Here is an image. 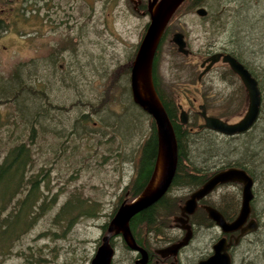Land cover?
<instances>
[{"label":"rangeland","instance_id":"374dc122","mask_svg":"<svg viewBox=\"0 0 264 264\" xmlns=\"http://www.w3.org/2000/svg\"><path fill=\"white\" fill-rule=\"evenodd\" d=\"M32 1L17 4L20 7ZM68 2L73 5L71 13L85 26L80 39L68 42L69 53L54 61L46 57L50 38L45 34L36 38L31 30L35 26L32 10L20 8L14 14L16 3L0 2L3 8L14 6L9 15L7 10L8 17L0 32L2 85L7 84L9 76L18 73L30 89L18 93L17 103L6 100L0 103L5 123L0 134L8 138V133L14 131L27 139L29 124H19L25 127L19 131L11 116L18 114L17 109L24 115L21 122L35 116L31 169L37 173L42 167L39 190L46 200L52 199L21 235L16 248L20 252L3 256L0 264H88L102 232L100 225L124 196L127 200L131 197L127 186L133 170L131 160L141 139L139 132L144 131L147 122L133 108L125 91L129 88L128 64L147 16L131 14L128 0ZM204 4L213 22L212 18H200L187 5L174 14L169 30L184 33L190 52L187 55L177 52L169 40V31L159 48L156 73L163 90L170 91L182 108L197 109L196 102L203 99L209 113L233 121L246 107L245 96L239 97L238 93L237 98L233 93L240 90L243 95L244 90L237 88L236 80L222 63H216L203 81L196 82L199 62L208 47L220 49L239 44L258 78L264 80V0H209ZM79 11L86 15H80ZM260 14L263 15L258 24L254 23ZM251 24L255 25L251 28ZM59 63L63 70L58 69ZM260 91L264 110V87ZM231 96L236 99L231 101ZM194 97L196 101L192 100ZM80 112L88 113L85 121L78 120ZM111 131L113 137L102 138V132ZM255 137L256 134L250 141L241 137L229 141L218 133H204L187 141V149L199 159L208 155L217 160L236 141L232 154L240 153L242 159L254 162L257 155H264V139L257 145ZM2 140L1 154L7 146ZM125 144L134 147L130 160L123 156L129 151L113 153L114 147ZM74 197L83 199V203ZM68 198L78 207L83 206L82 211L69 223L67 217L57 222L53 217Z\"/></svg>","mask_w":264,"mask_h":264},{"label":"flooded vegetation","instance_id":"af4514ba","mask_svg":"<svg viewBox=\"0 0 264 264\" xmlns=\"http://www.w3.org/2000/svg\"><path fill=\"white\" fill-rule=\"evenodd\" d=\"M4 1L5 4L7 3V5L16 3V5H14L15 8L13 9L14 14L18 9H22L21 11H23L24 9L30 8L32 10V22L35 23V26H33L31 30L34 36L36 38H42V36L45 34L48 39L50 38V41L48 42L50 45V52L46 56L48 57V59L54 61L60 56L63 57L70 51L68 42L76 41L81 37L82 27L85 26V24L83 22L79 23L77 18L71 13L70 9L73 7V5L68 2L69 0H33L34 2L32 1L30 4L29 2H27L22 5V3V6L20 7L18 6L17 2H26L27 0H0V2L2 3H4ZM128 2L131 14L137 13L143 17L147 16L148 21L149 0H128ZM14 6L12 5L6 8L0 7V32H2V29L5 26V19L8 17L9 12H12L11 8H13ZM199 7L204 8L203 14H198L196 12V8ZM7 10L8 15L6 13ZM192 10L204 20H209L210 18H212L210 10L206 8L204 3L195 5ZM79 12L80 15H86L85 12ZM171 18H173V14L167 22L168 26L169 22L172 21ZM211 21L213 22V18L211 19ZM167 24L165 25V27L167 26ZM169 31L172 33L176 30H169L168 28V31L163 34V29L159 40L160 45ZM182 34L185 40V46L187 47L186 38L184 37V33ZM173 46L175 47L174 43ZM212 52L229 51L226 50L225 47H221L220 49L208 47L205 57ZM204 58H202L200 62H202ZM200 62L199 72L202 71L204 66L207 64V61H204L203 66H200ZM216 63H222L226 65L228 71L227 73L232 76V79L236 80L237 88H242L244 90L238 76L228 67L226 63L222 62L220 59L213 62L207 69H205V71H202L199 77H197L199 73L198 72L196 75V82L203 81L205 76L209 73V71ZM58 69L63 70L61 63L58 64ZM226 93L231 94L230 91ZM238 93L239 97L245 96V91H243L242 95L240 90L239 92L238 90H235L233 96L238 98ZM233 96L230 97L231 101H234L236 99L233 98ZM192 100L196 101L195 97ZM200 103L204 105L206 114L215 115L208 112L207 102L203 99L196 102L197 109H185L186 121L189 116V111L194 110L197 115L195 124L188 126L189 134H193L198 129H209L215 133L225 136L229 139V141L237 139L238 137H241L242 140H249L253 138L254 134H256L255 143L257 145L264 139V110L261 108V100L258 114L255 117L254 121L246 129L230 134H224L207 127L198 126V124L203 121L202 117L198 113V105ZM175 104L177 106L178 113V102H175ZM215 116L220 117L219 115ZM145 118L146 119L144 120L147 122V124L144 128V131H142V133H140L141 135L138 136L141 138L139 143L146 136L145 130L147 129L149 132L150 129L148 122L150 121V119L152 120V118L149 114H147ZM222 119L227 120L225 118ZM111 137H113V134L107 135V133H105L103 134L102 138L107 139ZM236 145L237 142L232 141V145L227 147L228 149L225 148V150L229 151V154L226 152L222 159L219 158L215 160L214 157L208 155L201 159L197 157V163L199 165L195 170L192 168V165L187 166V164H184L185 168L187 169L185 170V173L187 175H194L197 177V183L195 187L189 188V186L186 184H180L171 188L170 181V184L166 188L165 192L160 197H158L157 200L140 209H144V218L140 217V212L136 214L140 210L129 217L128 227L130 233L135 243L139 247H141V249L145 253L143 262H135V260L141 258L142 251L140 249L128 247L123 241L120 233H112L108 238V243L112 247V255L109 264H202L203 262L200 261H203L208 256L215 253L214 244L216 245V242H218L220 239L221 241L217 243L216 253H218L220 259L221 257L224 258L225 264H264V155L262 154L261 157L257 155L254 162H248V160L242 159V154H232V152H234V150L236 149ZM133 149V145L125 144L124 147H114L113 153H115V155H118L119 152L129 151L128 153L126 152V154L123 156H126L125 158H129L130 160L132 158L130 150ZM194 158L196 159V157ZM136 159L137 156L135 154V156H133L131 160H134L133 170L129 177V183L127 184V186L131 185V182L136 176V172L134 169ZM230 167L244 170L251 178V195L248 198L247 202L248 209L247 212L241 216V218H237V216L242 208L243 184L242 182L235 179H228L226 181L217 183L211 188V190L195 200V206H193V209L191 211L182 210L183 203L192 190L200 186L213 172L219 169ZM205 171H208L209 174H206L207 176L201 181L200 177L203 176V172ZM127 190L125 191V193H127ZM139 191L137 193H139ZM137 193L134 196H136ZM182 194H184V196H182ZM134 196H131L128 200L124 196L119 201V203L122 201H129ZM118 204L116 205V207L118 206ZM205 206H210L221 214L224 220L223 228H221L220 225H218L212 218L207 215ZM116 207L114 208V210L116 209ZM110 217L111 216H109V218ZM109 218L104 222L106 224L104 229H101L102 232L97 239L98 241L96 243V246L101 241V236L105 232ZM184 236L188 237L183 244L179 245L175 249L173 247L169 249L167 248L171 246V244L182 240ZM216 259L215 262L218 261V259ZM217 263L220 264L219 261Z\"/></svg>","mask_w":264,"mask_h":264},{"label":"water","instance_id":"95a60500","mask_svg":"<svg viewBox=\"0 0 264 264\" xmlns=\"http://www.w3.org/2000/svg\"><path fill=\"white\" fill-rule=\"evenodd\" d=\"M183 0H149L148 2V21L144 27L143 33L137 42L136 49L129 65V90L132 101L137 104L143 111L149 114L153 120L156 131V154L151 174L142 189L129 201H122L118 204L113 214L109 218L105 232L101 236L100 243L95 247L88 264H109L112 247L108 243V238L112 233H120L125 244L130 248L140 249L142 251L141 258L135 262H143L145 253L139 247L128 227L129 217L138 210L148 206L158 199L166 190L173 177L177 163V142L173 132L172 125L166 115L161 101L155 91L152 81V61L162 31L168 20ZM198 14L204 13V8H196ZM170 41L175 44L176 50L182 54L189 53V49L185 46V40L182 32L176 30L171 33ZM220 59L226 63L228 67L238 76L243 85L246 96V107L242 115L235 121H227L218 116L205 113L204 105H198V113L203 121L198 124L199 127H207L215 131L230 134L246 129L258 114L260 105V89L257 79L247 69L244 64L229 52H212L207 55L204 61L207 64L202 71H205L213 62ZM200 71L197 77L202 73ZM179 121H186V111L178 103ZM235 179L242 182V208L237 218H241L247 212L248 198L251 195L250 176L242 169L235 167L223 168L213 172L208 178L197 188L192 190L185 199L182 210L191 211L195 206V200L207 193L217 183ZM207 215L212 218L221 228L224 227V220L219 212L210 206H205ZM188 236H184L168 249L177 248L186 241ZM221 239L218 241L220 242ZM214 244L215 253L204 259L202 264H225L224 258L216 253L217 243ZM218 257V258H217ZM218 261L215 262V259ZM216 259V260H217Z\"/></svg>","mask_w":264,"mask_h":264},{"label":"trees","instance_id":"16d2710c","mask_svg":"<svg viewBox=\"0 0 264 264\" xmlns=\"http://www.w3.org/2000/svg\"><path fill=\"white\" fill-rule=\"evenodd\" d=\"M208 1L209 0H183L174 11L173 16L184 5H187L188 9L192 10L195 5L200 3H206ZM238 10H240V8H238ZM262 15L260 14V16L254 21V23L258 24L259 18H261ZM242 19H243L242 17L239 18V21ZM170 23L171 22H169V26L167 24V26L164 28L163 34L168 31V28L170 27ZM254 25L255 24H251V28ZM159 48H160V42L158 43L153 56L152 81L155 91L172 125L173 132L177 142L178 157H177L176 168L171 180V188L180 184L181 185L186 184L189 186V188H193L197 183V177L194 175H187L185 173V170L187 169L185 168L184 164H187V166L192 165V168L194 170L197 169L196 167L199 164L197 163L198 162L197 158L196 159L194 158L197 156L192 155L190 151H188L187 141L191 140V138L196 139V137L204 133H215V132L209 129H201V130L198 129L193 133L197 135L196 137H193V134H189L188 126L194 125L196 122L197 115L194 110L189 111V116L185 123L179 121L178 113H177L178 109L175 104L176 101L174 100L173 94L170 91L163 90L161 83L159 82V79L157 77L156 63H157ZM226 50H228L233 56H235L239 61H241L244 64V66H246L249 69L251 74L258 79L257 81L259 88L263 89L264 87L263 78H258L257 71L253 70V68L249 65L247 59L242 54L243 50H240L239 48V44L236 45L235 47L234 45L229 46L226 48ZM129 65L130 63L128 64V69H129ZM15 74L16 75L9 76V80L6 81L7 84H5L4 87L2 85V79H0V86L2 85V87H0V103H2V101L5 100L9 102L16 101L17 103V100L20 96L18 93L22 89L30 90L29 87L24 84L23 80L20 78L18 73ZM21 85L23 86L20 87ZM125 92L133 108L134 107L137 108L139 112H141L142 115L146 117L147 114L137 104H135L132 101L129 88L126 89ZM8 94H11L12 96H8ZM76 100L79 99L77 98ZM126 111L127 110H125V112ZM17 112L18 114L15 113V115L11 116L13 121V126L19 131H22V129L25 127L22 125L21 127H19V124L21 123L23 125L29 124V132L27 135V139L26 136L19 137V133L17 132L14 133V131L13 133L12 131L8 133L9 134L8 138L7 137L3 138L2 134H0V144L1 145L4 144V141L2 139H4L5 142L7 143V146H5L4 148L3 154L0 153V263L2 262L3 256L11 253L12 251L15 252L17 250L19 251V249L16 248H18L17 244L21 235L24 234L27 231V229L39 218V216L42 214L44 209L52 201V199L49 201L46 200L45 195L41 194L39 190L40 182L42 180V178L39 175V172H41L40 169H42V167L38 169L37 173L31 169L33 162V157H32L33 154L31 151V146L35 139V128L33 123L35 124L36 118L35 116H32L30 119L27 120V122H21L20 119H23L24 117L23 112L22 111L20 112V110L18 109ZM2 113L3 112H1L0 110V133L2 130V125L5 124L3 122ZM123 115H125V113ZM87 116H88L87 112H80L77 118L80 121H85L87 119ZM148 124L150 127L149 132L147 129L145 130L146 136L143 138V140L140 143L137 144L135 149L137 156V159L135 161V168H134L136 172V176L134 180L131 182V185L129 186L130 196H134L143 187L152 169L157 142H156V133H155L153 121L150 119ZM112 131L107 132V135L109 133L112 134ZM142 131L140 130L139 133H142ZM102 133L105 134L104 132ZM206 174H209V172L208 171L203 172V176L200 177L201 181L207 176ZM182 196H184V194H182ZM74 198L76 199V201H80V202L83 201V199L81 198L80 199L78 197H74ZM71 200L72 198H68L67 200H65L64 203L60 206L58 212L54 215L53 218L57 222L67 217V221H68L67 223H69L72 217H74L76 214L82 211L81 208L83 206L78 207L76 203H72ZM113 212L114 210L112 211V213ZM143 212L144 209L138 211L136 214L139 213L140 217L144 218L145 214H143ZM112 213H110V216ZM105 224L106 223L100 225L101 229H104Z\"/></svg>","mask_w":264,"mask_h":264},{"label":"bare ground","instance_id":"6f19581e","mask_svg":"<svg viewBox=\"0 0 264 264\" xmlns=\"http://www.w3.org/2000/svg\"><path fill=\"white\" fill-rule=\"evenodd\" d=\"M260 100H261V97H260Z\"/></svg>","mask_w":264,"mask_h":264}]
</instances>
